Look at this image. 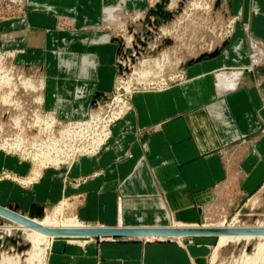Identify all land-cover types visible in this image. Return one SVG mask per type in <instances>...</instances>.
Wrapping results in <instances>:
<instances>
[{
  "label": "crops",
  "instance_id": "0c3cea01",
  "mask_svg": "<svg viewBox=\"0 0 264 264\" xmlns=\"http://www.w3.org/2000/svg\"><path fill=\"white\" fill-rule=\"evenodd\" d=\"M150 8L148 0H24L0 17V54L38 74L44 112L62 124L86 121L114 93L119 64H128L117 39L136 30ZM222 15L237 22L213 47L221 53L192 66L188 54L183 83L136 90L97 154L33 180L29 163L0 153V175L27 182L0 179V206L31 214L68 201L71 214L91 228L200 229L215 207L235 211L264 192V0L218 1V25ZM175 21L138 63L164 42L161 55L172 48ZM212 238H59L45 264H209Z\"/></svg>",
  "mask_w": 264,
  "mask_h": 264
},
{
  "label": "rangeland",
  "instance_id": "374dc122",
  "mask_svg": "<svg viewBox=\"0 0 264 264\" xmlns=\"http://www.w3.org/2000/svg\"><path fill=\"white\" fill-rule=\"evenodd\" d=\"M23 1L24 0H18V1L0 0V17H5L13 14L18 7H21ZM175 1L177 2L176 4L177 7L174 10L178 11L179 9H181V12H179V14H175V18L177 19L176 20L177 22L175 21L177 24L176 23L175 24L177 25V27L173 28V24L170 25V28L172 27L171 30H174L176 28L179 30V32L177 31L178 32L177 34H174L172 38H169L173 40V43L171 45L172 48L170 47L167 48L166 46H164L163 49L168 52H166L164 55H161L162 52L160 51H162L161 50L162 46L165 45L164 42L162 46L157 48L155 52L150 53L148 55L149 58L147 60L150 63L149 65L150 67L146 66V68L142 69L141 67L142 62L146 60H141L140 63L136 61L134 67H132V65H130L129 63L124 64L123 65L124 72H126V69L132 68L130 72L131 77L134 72H136V74H139L140 72L143 71L145 72L148 71L150 73V75L147 77L146 80L141 79V81H138L139 77L135 76L133 78L134 80L132 87L137 85V88L139 86V88L142 89L141 87L143 86L140 87L141 84L142 85L147 84L148 86L150 82H155L156 80L160 79L161 75L167 77L173 75L175 76L173 78H177L179 76V73H181L187 68V66L184 65L186 63V56L188 54H191L190 57L193 56L194 54L193 59H196L201 55V54L199 55V52L201 53L206 52L208 50L207 48H209L210 46L215 47V44L225 43V41L228 40V38L231 35H233L235 31V24L237 22L236 19L237 16H233L234 17L233 19L230 18L225 22V18L222 15L221 18L222 20L220 21L221 23L219 25L217 24L218 20L215 22V20L213 19L215 4L218 2V0H175ZM158 2H160V0H158L155 3L152 0H148V3L151 6V8L155 6ZM171 5H172V0H171ZM181 20L183 22L182 24H180ZM141 21H145V18L142 19ZM141 21H138L140 22V24L137 23V25L135 26L136 30H139V25L143 26ZM151 22L153 23V21ZM158 25H159L157 27L158 31H154V33L156 34L154 35V39L155 37L158 36V33L161 32V29L165 27L166 24L163 23ZM178 26L180 27L178 28ZM147 28L148 30H153L152 27L148 25ZM132 30L131 31L127 30L126 34H124L120 38V40H123V42H125V38H126L125 36H130L131 34L134 37V34H137V31L135 29ZM134 31L136 33H132ZM141 36H143L142 40L144 41L145 40L144 34L142 33ZM148 39L149 42L147 41L148 43L147 47L140 46L139 44L138 46L140 48L144 47L143 48L144 50L148 48L150 42L154 40V39L150 40L151 37H148ZM127 49H129V47H127ZM134 51L137 52V50ZM212 52L214 51L212 50ZM1 54H0V78L5 75H8L9 74L8 71H9L11 72V76L9 77L14 78L13 82L16 84H19L20 77L31 78L33 80L35 79L34 81L37 84L40 83L39 80L40 78L38 74L32 75V73L26 72L22 68H19L14 65L11 56L5 53H1ZM163 57H167L169 59V62L168 64L161 66L157 64V62H161ZM119 72L121 74L122 72L121 68ZM182 75L184 76V80L178 83H183L187 81L186 76L184 74ZM17 88L18 91L15 93L16 95L13 97L14 98L13 101H11L12 104L6 105L1 101V98L13 92L14 88L12 86L10 87L3 85L0 86V126L3 127V131H0V142H1L0 146L2 147L6 146L5 144L4 145L2 144L6 139H16L19 142V140L21 139L25 141V139L28 138L29 135H31V138L34 136L36 138H42V134L44 133L42 131H46V129L47 131L49 130L47 125V128L44 130L42 129V131H40V134L37 135V129H33L36 128L34 124H36L37 127H41L42 125L40 123H37V121H39L38 118L40 117L42 111L40 105L36 103V100L40 94L39 93L35 94L33 92H28V91L25 92L20 85ZM114 95L115 94H112L110 96L112 100ZM108 103H110V99L106 104ZM106 104H104V106ZM105 107H107V105ZM34 115H38V117H34ZM44 116L45 115H43L42 117L44 118ZM42 117L40 118L39 122L43 121ZM93 117L96 118V116ZM20 128H22L23 131H21ZM50 129H52V127ZM66 130L63 129L61 133ZM25 132H27L26 137H24L25 135H21L24 134ZM56 132H54L53 134H56ZM47 134L48 132L46 133V135ZM53 134L52 132L50 133V135L52 136ZM64 134L65 133H63V135ZM20 142L18 143L19 145H21ZM0 153H5V152L0 151ZM14 157H16L19 161H21L20 157L17 156ZM30 164L34 167L32 163ZM65 167H69V166H65ZM39 170L40 169L36 168L35 174ZM4 173L9 175L11 178H13V179L6 178V180H11L18 184L23 185L22 183L19 182L22 179L21 177L11 174L9 172H4ZM4 173L0 175V179H4V177L6 176ZM23 186H25V184ZM222 197L225 198V196ZM254 202H257L255 207L253 205ZM220 206L223 207L224 205H219L215 207V209L213 210V215L209 217V220H207L208 222L202 227L204 230L219 231V230H224L225 229L224 227L229 226L231 223L232 224L238 223L241 226L243 225L248 226V225H255L256 223L262 221V219H264V192H261L260 194L253 196L250 201L247 200L241 208H238L235 211H227L225 209H222ZM2 207H5L7 209L11 208L19 215H22L23 217L25 216L29 219H43L47 215H52L56 208H57V218L59 219V221L67 218L76 217L75 215L71 214L70 212L71 205L68 201L63 202L62 204L57 205L52 209L46 210L40 216L38 215L39 212L38 213L32 212L30 214L28 212L27 213L21 212L12 206H2ZM10 225L11 223L8 222L6 219L0 218V264H41L40 252L37 250V248L35 249L31 243L22 242L18 238H13L12 236L13 234L9 232ZM221 225L224 226L222 229L220 228ZM205 226H211V229L210 228L207 229L205 228ZM212 226H217V227H212ZM207 241L209 242L210 245V249H209L210 251L208 256L209 264H212V259L214 257L215 248L218 245L219 238L207 239ZM54 242L55 240L51 242L50 244L51 246H49V249L46 250L45 253L46 257L48 256V253L51 250ZM195 242H196L195 240L190 239L188 244L190 243L196 244ZM254 247L255 246L252 244L251 246L246 248L244 243L241 244L234 243V244H230L229 246L228 245L224 246V248H222L220 251V255L218 256L216 264H264V250L262 254L261 253L260 255L257 254L255 257L251 258V255L254 253Z\"/></svg>",
  "mask_w": 264,
  "mask_h": 264
},
{
  "label": "bare ground",
  "instance_id": "6f19581e",
  "mask_svg": "<svg viewBox=\"0 0 264 264\" xmlns=\"http://www.w3.org/2000/svg\"><path fill=\"white\" fill-rule=\"evenodd\" d=\"M16 1H18V0H16ZM218 1H221V0H218ZM170 5H171V3L169 4L168 8L170 7ZM170 12H177V14H179V12H181V11H179V10L178 11L177 10L172 11L171 10ZM175 20H176V18H175V14H174V18L172 20H170L169 22H167V24H169ZM166 34H168L167 31H165V35ZM134 41L135 40L133 38V40L131 41V46H129V49H131V48L132 49L130 51H128L129 50V49H127L128 46L126 47L127 40L125 39V42H123L124 47H125L124 51L121 50L122 51L121 55L123 56V59L125 61H127V63H130V65H132V67H134L136 64V61L142 57V54H145V52H146L143 49L144 47L141 49H138L137 52H135L134 51L135 49H133ZM207 49H208L207 51H210L211 53H212V50L213 51L219 50V49L214 50L212 46H210ZM127 53H130V54H127ZM203 54H201V55H203ZM198 58L191 60L189 62V65L192 66V65L198 63V62H196V60ZM193 61H195V62L192 63ZM168 62H169V59L167 57H163L162 61L157 62V64L162 66V65L168 64ZM149 65H150V63L148 61H143L141 67L143 69ZM119 66L121 67L122 72H121V75L119 76L117 85H116L114 93H113V94H115L113 96V100L110 97V103H108V104H106L107 102L105 103L107 105V108H105L106 105L103 106L102 108H100L94 115H92L86 121L69 123V124H65V126H63L64 124L59 122V120L53 114L46 113L42 110L43 112L41 111V115L38 118V120L40 121V118L43 115H45L44 118L42 117L43 121H41V122L37 121V123H40L42 125H41V127H37V125L34 124V126L36 128H33V129H37V135H39L40 131H42V129L43 130L46 129L47 125H48L49 130L47 131V129H46V131H42V132H44L42 134V138H36L35 136L31 138V135L28 134L29 137L26 138L25 141L23 139H21L22 141L19 140V142L21 141L20 142L21 145L18 144L19 142L16 139H6L2 143L3 145L5 144L6 146H3V147L0 146V151H3L9 155L20 157L22 162H27L29 164L32 163L34 165V167L31 164L30 165H31L33 173L35 175L34 176L35 179H33V180H36V179H38L37 177L40 176V172H42L44 170H47L50 168L59 169V168L65 167V166H72L73 164H75L79 160V158L87 156L86 152L88 151V147L86 144V140H90L91 144H94L93 147L100 146L104 142L106 143L107 140L110 138V135H111V131H110V129L107 128V126H109V125L111 126L112 123H116L119 121V120H116L117 114L115 112L111 116L107 115L109 120L106 121L104 119L107 112H108V109L110 107H114L115 105H118L121 101H124V98H121L122 93H125V92L129 93L133 89V87L136 90L140 89L139 86L137 88V85L132 87L133 80H134L133 78L135 76H138L139 77L138 81H141V79L146 80L147 77L150 75V73L148 71L147 72L143 71V72H140L139 74H136V72H134L132 77H131L130 72H131L132 68L126 69V72H124L123 71L124 70L123 64L120 63ZM8 73H9L8 75H5V76L0 78V86H2V85L7 86V87L12 86L14 88V91L1 98V101L4 104H6V105L12 104L11 101H13V99H14L13 97L16 95L15 93L18 91L17 87H19V85L22 87V89L25 92L28 91V92H33L35 94H38V93L40 94V92L42 91V84L41 83L37 84L34 81L35 79L33 80L31 78L20 77L19 84H16L13 82L14 78L9 77V76H11V72L8 71ZM182 74H183L182 72L179 73V76L177 78H173V77H175L173 75H170L168 77L161 75L160 79L156 80L155 82H150L151 84L149 83L148 86H147V84H144V85L138 84V85H140V87L143 86V87H141L142 90H158V91H160L162 89L159 88L160 89L159 90L156 87L162 85L163 80H167V81L170 80L171 82H174V84H176V83L184 80V76ZM136 81H137V78H136ZM155 85H156V87H155ZM169 86H172V85H169ZM169 86H168V88H169ZM153 87H155V88H153ZM120 89H122V90H120ZM136 90H134L132 92V95ZM131 99H132V96H131ZM36 103L39 104L41 109H42V98L40 95L37 98ZM16 104H18V103H16ZM19 106H20V104H19ZM120 106H121V104H119V108H120ZM93 116H96V118ZM34 117H38V115H34ZM48 123H50V124H48ZM51 127H52V129H50ZM98 127H100V128L98 129ZM63 129H65V130L67 129V130L61 133V131ZM20 130L23 131L22 128H20ZM27 130H29V129H27ZM0 131H3L2 126H0ZM27 132H25L24 134H21V135H25L24 137H26ZM47 132H48V134L46 135ZM51 132H52V134L54 132H56V134H53V136H52V135H50ZM63 133H65V134L63 135ZM82 141H84L83 146H81ZM79 153L80 154L82 153L81 156H79L71 165L66 164L67 162L71 161L74 157H76ZM50 166H52V167H50ZM36 168H38L40 170L37 171L35 174ZM5 175L6 176L4 177V179L11 178L9 175H7V174H5ZM11 179H13V178H11ZM19 182L22 184L27 183L25 180H22V179ZM256 203L257 202L253 203L254 207H255ZM44 212H45V210H41L38 213V215L40 216ZM0 218L6 219L8 222L11 223V225L9 226V228H10L9 232H11V234H13L12 235L13 238H18L22 242L31 243L35 249L37 248V250L40 252L41 264H44V261H46L45 259L47 257H46L45 253H46V250L49 249V246H51L50 244L52 241L59 239V238H64V239L67 238L68 240H70L71 238H81L79 236H55L51 233L52 231H57V230L65 231V230H75V229L88 228V226H85L83 223H81L77 217L67 218V219L59 221V219L57 218V208L55 209V211L52 215H47L43 219H29V218L24 216V218L33 222L35 227L26 226L23 223H20L16 220H13V219L8 218V217L1 215V214H0ZM234 221H235V219H234ZM217 226H212V227H217ZM223 227L224 226H222V225L220 226L221 229ZM205 228L211 229V226H205ZM224 228H225L224 230H233V231L264 229V219H262V221L256 223L255 225H248V226L243 225V226H241L238 223H233V224L231 223L229 226L224 227ZM188 229H194V228H188ZM202 229L203 228H201L200 230H202ZM175 238H180L182 240V237H180V236H177ZM218 238H219V242L215 248V253H214V257L212 259V264H216V261L218 259V256L220 255L221 249L224 248V246H227V245L229 246L230 244L244 243L246 248H248L249 246H251L253 244L255 247H254V253L251 255V258L255 257L257 254H259V255H260V253L262 254L263 250H264V235H244V236H242V235H238V234H227L224 236H220ZM35 249H33V250H35ZM38 256H39V253H38Z\"/></svg>",
  "mask_w": 264,
  "mask_h": 264
},
{
  "label": "water",
  "instance_id": "95a60500",
  "mask_svg": "<svg viewBox=\"0 0 264 264\" xmlns=\"http://www.w3.org/2000/svg\"><path fill=\"white\" fill-rule=\"evenodd\" d=\"M171 3V0H160L155 6L149 9L147 16H145V21L142 22V29L138 34H134L135 42L133 43V49L138 50V44L140 46L147 47L149 40L148 37H151L150 40L154 39V31H158V24H167L170 20L174 18V14L177 12H170L168 6ZM181 11V9H179ZM153 19V20H152ZM166 20V21H164ZM153 21V23L151 22ZM152 27L153 30H148L147 25ZM132 28L130 29V31ZM142 33L145 36V40H141ZM117 42L120 44V48L124 51V43L122 40L117 39ZM129 49L128 51H130ZM221 53V50H216L212 53H204L201 55L196 62L209 60L218 56ZM193 61L192 63H194ZM121 68V67H120ZM0 214L8 218L16 220L20 223H23L26 226L35 227L34 223L30 220L24 218L23 216L17 214L13 209H7L0 206ZM55 236H79V237H220L227 234H238V235H264V229L258 230H200V229H188V228H168V227H149V228H83L75 230H57L51 232Z\"/></svg>",
  "mask_w": 264,
  "mask_h": 264
},
{
  "label": "built area",
  "instance_id": "2783aa9c",
  "mask_svg": "<svg viewBox=\"0 0 264 264\" xmlns=\"http://www.w3.org/2000/svg\"><path fill=\"white\" fill-rule=\"evenodd\" d=\"M162 83H163L162 85L157 86V87L155 85V87L157 89L160 88V89L164 90V89H167L169 85H173L174 84V82H171L170 80L169 81L163 80ZM155 87H153V88H155ZM120 90H122V89H120ZM134 90H136V89L133 87V89L129 93H126L125 92V93H122L121 94V96H122L121 98H124V101H121L119 103V104H121L120 108H119V104H118V105H115L114 107H110L108 109V112H107V114H106V116L104 118L106 121L109 120L107 115L111 116L114 112L117 114L116 120H120L121 118H123L128 113V111L131 109V96H132V92ZM108 101H109V98L107 99L106 102H108ZM105 108H107V107H105ZM113 124L114 123H112V125ZM112 125L111 126L110 125L107 126V128L110 129V131H111V128L110 127H112ZM99 128L100 127H98V129ZM104 143H102L100 146L93 147L94 144H91V141L90 140H86V144H87V147H88V151L86 152V155H94V154H97L100 151V149H101V147H102V145ZM83 145H84V141L81 142V146H83ZM81 154L79 153L76 157H74L71 161L67 162L66 164L71 165L79 156H81ZM50 167H52V166H50Z\"/></svg>",
  "mask_w": 264,
  "mask_h": 264
}]
</instances>
